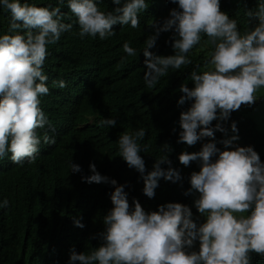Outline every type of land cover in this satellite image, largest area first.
I'll list each match as a JSON object with an SVG mask.
<instances>
[{"label": "clouds", "instance_id": "obj_1", "mask_svg": "<svg viewBox=\"0 0 264 264\" xmlns=\"http://www.w3.org/2000/svg\"><path fill=\"white\" fill-rule=\"evenodd\" d=\"M165 1L167 11L138 35L148 0H0V218L4 195L43 200L35 186L58 188L65 212L91 205L97 216L85 234L90 247L66 250L59 264H264V155L234 143L230 118L264 103V0ZM68 31L84 44L60 78L49 65ZM118 56L155 95L166 86L174 98L116 137L129 112L108 67ZM147 121L175 126L174 162L164 155L145 166ZM97 139L116 143L120 165L141 174L151 201L163 182L190 176L184 195L198 193L196 209L130 205L119 170L87 160ZM104 195L113 207L101 217ZM15 264L54 263L19 248Z\"/></svg>", "mask_w": 264, "mask_h": 264}, {"label": "trees", "instance_id": "obj_2", "mask_svg": "<svg viewBox=\"0 0 264 264\" xmlns=\"http://www.w3.org/2000/svg\"><path fill=\"white\" fill-rule=\"evenodd\" d=\"M51 1V0H36ZM145 11L139 13L143 17L142 26L134 31L138 35L149 32L150 23L159 19L168 9V3L165 0H148ZM2 19L0 16V29L2 28ZM131 32L130 29H128ZM207 43V42H206ZM84 44V39L80 38L74 31H68L62 40L52 48V58L50 69L60 78L65 77L68 66L75 60L80 53V48ZM208 44V43H207ZM210 45V44H209ZM111 70L112 84L114 88L126 99L129 107L127 115H123L118 121L113 134H122L124 132H134L144 118L153 111L161 107H168L174 98L172 89L164 87L162 92L155 95L145 84L144 73L131 66L128 59L118 56L116 59L108 62ZM94 70L96 67L94 66ZM264 95V91L261 92ZM61 96L60 89L54 91L52 99L55 100ZM235 119L239 126V139L234 141L239 146H252L253 143L264 155V103L255 108L242 111L230 117ZM225 128H228L226 121L221 122ZM173 126V123H172ZM172 126L166 122L147 121L144 124L147 135L142 141H139L141 147L148 145L147 152H141L140 155L147 163L159 159L166 155L171 162H174V156L177 143L174 140ZM175 129V126H173ZM170 143L171 151H163V146ZM253 147V146H252ZM254 148V147H253ZM193 152H198L200 148L193 147ZM254 150L257 152L256 148ZM116 143L112 140L97 139L92 142L91 151L87 160H93L102 167L112 170H119L120 177L127 181L125 192L128 193V202L133 205V200H138L146 212L150 205H159L169 202L182 203L190 209H196L194 200L198 193L188 196L184 192L190 188V176H182V181L177 183L163 182L158 190V197L153 201L143 194V179L141 174L134 168H129L125 162L122 167L116 158ZM198 164V162H196ZM64 184L68 185L67 179ZM42 186H35V193L41 195L43 200L32 204L29 196H24L19 200H9V207L2 209L0 218V264H15L19 248L24 254L32 256H42L54 264H59L66 250L71 252L76 248H89L85 234L95 230L97 216L93 212L94 208L89 205L83 210L66 211L60 207V191L58 188L48 192ZM1 195V194H0ZM162 197H170L163 199ZM164 200V201H162ZM105 195L101 200L100 213L103 217L113 207H105ZM83 214L80 218L79 215ZM74 216L85 223L83 228L77 227L74 221H68L69 216ZM67 218V219H66ZM6 221H5V220ZM14 230L20 235L18 241L11 238Z\"/></svg>", "mask_w": 264, "mask_h": 264}]
</instances>
